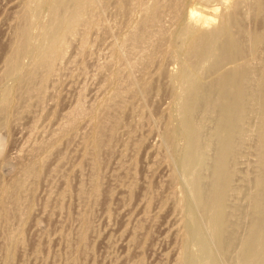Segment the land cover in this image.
<instances>
[{"label":"rangeland","instance_id":"1","mask_svg":"<svg viewBox=\"0 0 264 264\" xmlns=\"http://www.w3.org/2000/svg\"><path fill=\"white\" fill-rule=\"evenodd\" d=\"M41 1L0 0V264H264L261 247L253 263L243 256L264 214L254 205L264 193V0H98L50 56L43 84L33 68L49 21ZM26 8L40 11L13 69ZM226 38L236 49L218 58ZM235 69L247 73L237 101L222 84ZM97 114L107 116L95 133ZM186 120L203 147L190 170ZM229 125L219 239L208 210Z\"/></svg>","mask_w":264,"mask_h":264},{"label":"bare ground","instance_id":"2","mask_svg":"<svg viewBox=\"0 0 264 264\" xmlns=\"http://www.w3.org/2000/svg\"><path fill=\"white\" fill-rule=\"evenodd\" d=\"M28 1V0H27ZM31 0H29L30 2ZM40 1V0H39ZM47 3L44 2L43 0V4L45 3L48 7L47 9L49 10V21L46 20L48 22V25L46 23V27H45V30L43 31L44 34L41 35L42 38H41V41L37 44V54L36 56H38V59H37V63H36V66H34L33 68H35L34 72L39 75L40 74V78H41V83L40 84H43L45 81H47L46 79L50 76L51 73H53V63L55 61V59H52L50 56L54 53H56V51L58 49L62 50L65 48V44L67 42L66 39H68L67 37H71V35L75 32V29L76 27L80 24L84 25L85 23H87L92 17H90V14L92 13L93 11V8L96 6V3H98V0H45ZM143 1V0H142ZM141 1V2H142ZM152 1V0H151ZM203 1V0H202ZM28 2V3H29ZM101 2V0H100ZM122 2V1H121ZM145 2V1H143ZM142 2V3H143ZM147 2V1H146ZM40 3V2H38ZM41 3V4H42ZM151 3V2H150ZM182 3V2H181ZM237 3V1L235 2V4ZM165 4V3H164ZM101 5V4H100ZM138 5V4H137ZM263 5V4H261ZM38 6V5H37ZM44 6V5H42ZM103 6V5H102ZM141 6V4H140ZM139 6V7H140ZM143 6V5H142ZM39 7V6H38ZM37 7V8H38ZM46 7V6H45ZM133 7V5H132ZM135 7V6H134ZM153 7V6H151ZM156 7V6H155ZM236 7V6H235ZM262 7V6H261ZM98 8V7H97ZM101 8V7H100ZM264 8V7H263ZM138 9V7H137ZM141 9V8H140ZM139 9V10H140ZM145 9V8H144ZM142 9V10H144ZM217 9V8H216ZM130 10V9H129ZM133 10V8H132ZM155 10V9H154ZM151 11V15L149 16L150 18H153L152 16L154 15V12L155 11ZM237 10V9H236ZM34 11L38 12L40 10H37V9H34V8H26L24 9L23 13L21 14L20 16V19L25 23L24 25L20 26L17 31H16V35H17V41L15 42L14 46H13V49H12V52L9 56V62L12 64L11 68H16L17 67V63L18 60L20 59V57L23 55V51L25 49V45L27 44L26 42H28L27 40L28 39V35L30 37V34H29V26H27V24L29 23V21H31V18L32 16L34 15ZM35 12V13H36ZM143 12V11H142ZM42 13V12H40ZM98 13V12H97ZM103 13V12H102ZM46 14V13H45ZM93 14H95V12L93 11ZM130 14V13H129ZM150 14V12H149ZM40 15V14H38ZM89 15V16H88ZM98 15V14H97ZM231 15V14H230ZM35 16V15H34ZM96 16V15H95ZM155 16V15H154ZM41 17V16H40ZM148 17V18H149ZM156 17V16H155ZM43 19V18H42ZM155 19V18H154ZM150 21V20H149ZM225 21V20H224ZM95 21L93 20V23ZM226 22V21H225ZM44 24V23H43ZM97 24V23H96ZM149 24V23H148ZM147 25V24H146ZM153 25V23H152ZM224 25V24H223ZM151 26V25H150ZM17 27V26H16ZM29 27V28H28ZM42 28V27H41ZM79 29V28H78ZM31 31V30H30ZM77 31V30H76ZM78 32V31H77ZM76 32V34H77ZM133 34V33H132ZM78 35V34H77ZM80 35V34H79ZM75 36V35H74ZM129 37V36H128ZM81 38L85 39L84 35L81 36ZM228 38V37H227ZM226 38V39H227ZM82 39V40H83ZM215 40V39H214ZM123 41V40H122ZM138 45V44H137ZM200 45V44H199ZM28 46V45H27ZM219 46V45H218ZM27 48V47H26ZM200 48V47H199ZM191 49V48H190ZM236 49V45L230 41V40H224V43H222V47L220 48V50H218V58L219 57V54L221 55L222 58H225V56H227L226 58H228V55L227 54L229 51H234ZM198 50V49H197ZM238 50V49H237ZM213 44L210 43V44H207L206 46H203L202 48L199 49V57L200 59L208 55H213ZM135 52V51H134ZM231 52V53H232ZM239 52V51H238ZM237 53V52H236ZM238 54V53H237ZM192 55V54H191ZM194 55V54H193ZM53 56V55H52ZM50 57V58H49ZM54 57V56H53ZM235 57V56H234ZM49 58V59H48ZM231 58V57H230ZM240 58V57H239ZM122 59V58H121ZM243 59V58H242ZM7 60V59H6ZM126 60V59H125ZM235 60V59H234ZM241 60V58H240ZM223 61V59L221 60ZM36 62V61H35ZM34 62V63H35ZM9 63V64H10ZM120 65V63H119ZM126 68V67H125ZM113 70V69H112ZM236 70V69H235ZM243 70V69H242ZM121 73V72H120ZM117 74V73H115ZM247 73L245 72H242L240 69H237L235 72H234V75L233 76H225L222 80V84L223 85H226L227 86H231L232 87V92H231V96L234 97L237 100H240L241 97H242V93H243V85L241 87V84L240 82L242 81L243 78H245V76ZM34 75V73L32 74V76ZM249 75V73H248ZM31 76V77H32ZM188 76V75H187ZM30 77V79L32 80V78ZM38 77V76H37ZM223 77V76H222ZM112 78V77H111ZM114 78V77H113ZM250 78V77H249ZM29 79V81L31 82V80ZM118 79V78H117ZM184 79L186 80H189V78H186V76H184ZM247 79V77H246ZM244 79V81L246 80ZM114 80V79H112ZM120 81V80H119ZM123 81V80H122ZM192 81V80H191ZM243 81V82H244ZM246 82V81H245ZM118 83V82H117ZM187 83V82H185ZM111 84V83H110ZM189 84V83H188ZM193 84V83H192ZM33 85V84H32ZM35 85V84H34ZM120 85V84H119ZM191 85V84H189ZM128 86V85H127ZM120 87V86H119ZM225 87V88H226ZM27 88V87H26ZM116 88V87H115ZM121 88V87H120ZM189 88L192 90L193 88L191 86H189ZM229 89V87H227ZM189 89V90H190ZM195 89V88H194ZM8 90V89H7ZM25 90V89H24ZM31 90V89H30ZM115 91H120L119 89L118 90H115ZM188 91V89H187ZM28 92V91H27ZM193 93V90L191 91ZM190 93V92H189ZM191 93V94H192ZM8 94V93H7ZM111 95V94H110ZM114 95H115V92H114ZM117 95V93H116ZM194 95V93H193ZM189 96V97H188ZM113 97V96H112ZM110 98V97H109ZM227 98H230L228 97V94H224L223 97H222V100L224 101V103H226V101L228 100ZM185 100H187V102L185 104H187L185 106V108L187 107L186 110H184L185 112L187 111V114H188V109H190V106H191V102L193 101V97L192 95H186V97L184 98ZM110 100V99H109ZM231 100V99H229ZM239 102V101H238ZM117 104V103H116ZM111 103L109 102L105 108H108L110 107ZM3 106V105H2ZM226 106V105H225ZM22 107V106H21ZM113 107V106H112ZM104 108V107H103ZM102 108V110H103ZM233 113V112H232ZM235 114L238 112H234ZM100 114V112H99ZM97 114V115H99ZM102 114V113H101ZM106 114V112H105ZM186 114V113H185ZM231 114V112H230ZM100 116V117H99ZM98 118L96 120H94V125H93V129L95 131V133L97 132L99 126L102 124L101 123V119H103V116L104 114L101 116L99 115ZM107 116V115H105ZM104 116V117H105ZM237 116V115H236ZM234 117V115L232 114V116H230V118L234 117V118H237V117ZM234 120V119H233ZM103 122V121H102ZM186 124L185 125V128L186 130H188V134L191 132V139H190V148H189V151L187 153V159H186V167L185 169H192L193 166L195 165L196 166V163L199 161V160H202V154L203 152H201L202 150V146H200L198 144L199 141H197V138H196V130L192 124V122L190 120H186L185 121ZM101 123V124H100ZM229 124V123H228ZM196 127V125H195ZM228 127V126H227ZM237 128V127H236ZM100 129V128H99ZM226 129V128H225ZM185 130V131H186ZM235 130V128H233L232 126L229 125V128H228V131H227V134H226V137L229 138V140L227 139L226 141V145L224 147H222L219 151V154H218V164L215 166V169H214V189H213V201L211 206L209 207L210 210L209 211V214L210 216L216 212H218V215H215L214 216V219L211 220L210 222V227L213 229L214 232H218V236H219V239H220V235L223 231V221H224V218L223 216L221 217L220 215V211L222 212V205H223V202H224V199L226 198L225 197V192L224 190L228 187V180H229V172L227 170V168L225 167V163H226V159L232 155V152H233V141H232V133L233 131ZM101 131V129H100ZM237 133V132H236ZM99 135V134H98ZM229 135V137L227 136ZM232 135V136H231ZM88 137V136H87ZM198 137V136H197ZM100 140V139H99ZM90 145V143H89ZM88 145V146H89ZM99 144H97V141L95 139V141H93L90 145V151H92L93 153H97L96 150H98L97 148L99 147L98 146ZM202 148H200V147ZM264 147V146H263ZM101 148V147H100ZM89 149V148H88ZM263 150V148H261ZM260 152V160L262 162H264V151ZM97 155V154H96ZM192 167V168H191ZM214 168V167H213ZM188 171V170H187ZM231 173V172H230ZM258 186H261L264 184V179L263 178H260L258 179L257 181ZM94 184V183H93ZM96 185V184H95ZM14 186V185H13ZM264 187V186H263ZM261 191H262V188H260ZM9 190V189H8ZM12 190V189H11ZM97 190V187H95V191L93 192H96ZM260 191V192H261ZM263 191H264V188H263ZM210 192V191H209ZM212 192V191H211ZM11 193V192H10ZM21 193V192H20ZM7 194V192H6ZM93 194V193H92ZM212 195V194H211ZM260 195V194H258ZM5 196V195H4ZM22 197V196H21ZM195 197V196H194ZM5 198V197H4ZM209 198V197H208ZM4 200V199H3ZM10 200V199H9ZM256 204H260L261 206H264V193L262 192L260 197L258 196L257 199L254 200V205ZM263 204V205H262ZM4 205V204H3ZM18 205V204H17ZM20 205V203H19ZM259 205V206H260ZM13 206V205H12ZM258 206V207H259ZM16 207V206H15ZM208 208V209H209ZM264 209V207H263ZM8 210V208H7ZM2 214V213H1ZM224 214V213H223ZM262 214V218L260 220H258L255 225H253V229H252V233L250 235V237L248 238V240L245 242L246 243V246H245V252H244V260L246 259L247 262L249 261V259H251V262L254 261V260H257L255 259V253L256 251L258 250V248H262L263 251H261L262 253L260 254L262 256L263 252H264V214ZM226 215V214H225ZM5 216V215H4ZM8 216V215H7ZM6 217V216H5ZM88 218V217H87ZM86 219V218H85ZM5 220V219H4ZM7 220V219H6ZM9 222V220H8ZM86 222V220H85ZM225 222V221H224ZM87 224V223H85ZM86 226V225H85ZM85 228V227H84ZM11 236V235H10ZM20 239V238H19ZM80 240H82V238H80ZM82 242V241H81ZM221 243H220V249L222 248L221 247ZM204 253V251H203ZM202 253V254H203ZM258 253V251H257ZM258 255V254H257ZM259 256V255H258ZM260 256V257H261ZM264 256V254H263ZM243 259V258H242ZM245 260V261H246ZM264 260V259H263ZM262 260V261H263ZM259 261V260H258ZM257 261V262H258ZM241 262V261H240ZM246 262V263H247ZM250 262V263H251ZM243 263V262H242ZM253 263V262H252ZM260 263V262H259Z\"/></svg>","mask_w":264,"mask_h":264}]
</instances>
